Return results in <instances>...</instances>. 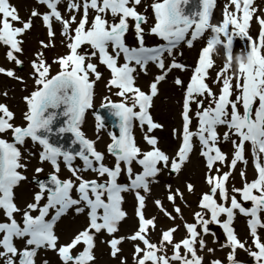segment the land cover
<instances>
[{
    "label": "snow or ice",
    "instance_id": "snow-or-ice-1",
    "mask_svg": "<svg viewBox=\"0 0 264 264\" xmlns=\"http://www.w3.org/2000/svg\"><path fill=\"white\" fill-rule=\"evenodd\" d=\"M37 2L46 5L48 9L42 14V21L48 29L50 41L55 37L53 22H58L61 25L60 35L68 41V52L53 61L58 64L59 71L51 75L44 50L54 44L40 42L41 50L31 62L36 89L24 97L27 109L23 113L24 124L14 125L11 122L14 113L7 105L0 103V134L8 131L12 134V142L0 138V210H3L5 217L0 221V248L3 249L0 251V258H4V264H35L37 252L42 248L57 251L62 264H92L95 260L92 251L93 232L106 230L112 235L118 231L119 222L127 215L122 209V194L126 192H134L138 202L135 210L138 230L129 239L141 241L146 249L138 245L135 247V264H202L203 257L197 255V245L200 250L205 248L204 236L209 234L208 226L211 223L219 224L226 236V242L221 248L231 249L227 256L228 264H240L235 259L237 248L247 251L254 264H264V242L258 234V228H264V18L259 19L261 31L257 43L249 34V22L255 11L254 8L250 10L253 0H243L242 7L239 0H231L237 11H242V18L228 12L226 6L219 25L210 23L214 0H202L198 19L183 14V5L188 0H158L150 5L155 22L149 32L164 43L155 46L145 44V30L142 25L147 23L148 17L137 11L142 0H67L65 15L58 8L64 0ZM90 10L93 13L91 18ZM40 15L37 10H33V17ZM77 15H80L78 20ZM129 18L135 22L133 27L138 42L135 47H130L125 42L130 28ZM13 22H19L22 26L14 27ZM31 27V18L21 21L9 0H0V44L7 46V59L18 66L22 65V61L14 53H22L23 42L17 37ZM205 30H210L211 35L199 53L198 63L194 66L190 82L185 88L182 125L180 129H173L174 135L181 142L175 154L169 156L158 146V138L152 135L155 129L162 128V125L154 122L151 115L152 101L158 94V84L168 73L173 69L183 71L186 68L184 64L176 61L174 50L182 42L191 48ZM234 36L248 37L255 68L247 71L241 65L242 75L235 78L233 86V78L227 77V66H223L215 81L222 84L217 95L205 82L213 67L212 57L209 55L211 46L216 39L226 37L231 44ZM85 45L88 46L87 51L82 50ZM121 57L123 63L119 62ZM94 58L110 70L106 88L109 91L112 88L117 89L114 94L120 98L119 102H113L109 96H105V102L101 104V107L110 106V110L118 118L119 134L109 131L111 142L107 146V153L115 160L113 166L103 162L104 154L96 150L95 142L86 138L81 130L86 111L93 109L94 85L102 78L98 65L93 62ZM167 58H172L170 64H166ZM149 63L155 64L162 74L155 77L150 84V92L146 94L136 85V74L137 69L147 74ZM0 73L23 82L13 70L0 67ZM174 83L184 87L179 77L175 78ZM205 99L209 101L207 106ZM193 103L196 105L195 130L190 127ZM59 116L66 119L62 126L54 129L53 125ZM94 118L99 133L105 125L101 116L95 114ZM134 122H138L141 128H146L143 138L150 150L144 151L136 143L132 131ZM221 126L227 129L222 137L218 132ZM54 132L72 133V144L79 143V149L73 151L51 143L50 137ZM29 138L34 144L41 146L40 163L50 162L54 172L47 180L33 178L39 191L34 194L33 202L22 210L14 202L13 189L26 179L19 171L26 168V164L22 163L20 147ZM221 140L230 141L233 146L230 163L228 155L218 146ZM194 141L199 143L200 155L205 160V180L209 191L201 194L198 205L200 210L193 214L194 222H184L185 238L174 242L173 234L179 226L162 231L159 251L163 254H158L157 244L150 242L148 238L147 230L149 226L154 229L155 217H145L146 195L150 193V184L158 183L156 177L162 171L167 169L179 174L182 166L189 160ZM246 144L250 145L257 176L249 182L246 180V171L241 170L243 187L233 186L230 195L227 181L232 171L238 162L245 166L248 164L245 157ZM61 158L72 173V177L63 180L57 175L60 170L58 161ZM77 158L83 162L82 167H73ZM134 163L141 171H134ZM217 164L228 167L229 171H222V167H217ZM42 171L39 167L35 169L37 174ZM87 171L95 173V178L85 179L83 173ZM121 174L126 175V183L118 182ZM186 187L189 192L194 191L191 183H187ZM73 189L77 194L76 198L72 195ZM166 189L169 191L168 201L173 203V210L182 219L181 209L175 206V200L177 197L183 200V193L178 188L173 192L171 185H166ZM42 201L46 202L41 203ZM243 202H251V206L245 207ZM154 203L170 219L176 218L164 208L160 199H156ZM72 208L76 214L87 209L88 225L69 243L58 246L59 237L55 234V225ZM237 210L249 218L247 225L255 250L251 246L246 247V243L241 242L235 234L232 224ZM15 214H20L19 222ZM222 215L226 217L223 221L219 219ZM211 234L214 237L213 243H216L215 233ZM124 239L112 238L108 242L114 258L120 251L118 245ZM15 240H23V247L18 248ZM165 242L172 245L171 256L164 251ZM80 244L83 245L82 251L73 254V250ZM122 264L125 262L122 261ZM211 264H221V261L215 260Z\"/></svg>",
    "mask_w": 264,
    "mask_h": 264
},
{
    "label": "rangeland",
    "instance_id": "rangeland-1",
    "mask_svg": "<svg viewBox=\"0 0 264 264\" xmlns=\"http://www.w3.org/2000/svg\"><path fill=\"white\" fill-rule=\"evenodd\" d=\"M158 0H142V3L137 7V11L148 17L147 23L143 24L142 27L145 30V44L147 46H155L160 43H164L159 37L150 34V27L154 25V12L150 5ZM241 7L243 6V0H239ZM9 4L17 10V13L21 21H27L29 18L32 20V27L30 30L26 31L22 36H18L17 39L22 40V53L14 55L22 61L24 64L23 69H19L18 65L14 61H10L6 57V52L8 51L7 46L0 44V67L6 70H13L17 77L22 78L23 82L18 81L15 78L8 77L5 73H0V103H3L9 107V109L14 113V119L11 121L14 125L24 124L23 113L27 110L24 97L30 95L32 91L36 89L34 78L32 77L33 69L31 67V62L35 59V54L41 50V41L51 42L54 44L53 47H49L44 50V56L46 58L47 65H50V74L55 75L59 71V66L53 61L59 57L65 55L63 52L65 50L67 40L60 35L61 25L58 22H53V30L55 32L54 40L50 41L48 36V29L43 24L42 14L48 11L46 5L39 4L37 0H9ZM227 6V11L235 14L238 18H242V11H237L235 5L231 3V0H214L213 11L210 17V23L219 25L222 23L225 8ZM62 15L66 14L67 11V0H64L58 6ZM147 11L145 12V9ZM254 8L253 16L249 22V34L253 37L254 41L259 43V32L261 31V26L259 24V19L264 18V0H253L252 5H250V10ZM37 10L41 15L32 16L33 10ZM90 10V18L92 16ZM82 15V9H81ZM80 15H77V20ZM134 21L129 18L130 28L126 33L125 42L130 47L138 46L137 38L134 32ZM14 27L22 26L19 22H13ZM74 27V26H73ZM231 30V28H230ZM211 35L210 30H205L202 37L198 38L194 45L189 48L185 43H181L177 49L174 50V56L178 63L184 64L186 66L185 70L173 69L166 78L158 84V94L153 98L152 107L150 109L151 115L154 122L162 125V128L155 129L152 133L158 138V146L161 150L165 151L166 154L172 156L175 154L177 147L179 145L180 138L174 135L173 129H180L182 125V103L185 88L188 82H190V77L193 72L195 64L198 62V56L202 48L206 46V41ZM240 48L250 49V41L247 36H234L233 37V50H238ZM83 51L88 50V46H83ZM223 49H221V53ZM63 53V54H62ZM182 53V54H181ZM62 54V55H61ZM123 61L122 57L121 60ZM119 61V62H120ZM94 63L98 65V71L102 74V78L99 79L94 85V97H93V109H89L85 113L84 121L81 125V130L90 140L95 142L94 147L96 150L104 154V163L108 166L114 165V157L107 153V146L111 142L109 136V131H112L110 126H105L104 129L97 133L96 121H95V108L102 103H104V97L109 96L113 102H119L120 98L114 93L117 89L112 88L111 91L106 88V82L110 79V70L106 66L99 63L98 59L93 60ZM172 58L166 59V64H170ZM223 68V63L220 59H215L213 67L209 70V75L206 76L205 82L210 86L214 94H219L222 84L216 83L217 73ZM162 74V71L156 67L155 64L149 63L147 66V74L140 72L137 69L136 74V85L145 91V93L150 92V84L154 81L157 75ZM179 77L184 84V87L177 86L174 83L175 78ZM94 79V77H91ZM233 86H235V78H233ZM7 93L5 96L4 93ZM208 99H205V106L208 104ZM258 103V102H257ZM195 108L196 105L193 103L191 105L192 109V123L191 129L195 130L197 126V120L195 118ZM242 111V109H241ZM227 129L223 126L218 128V132L222 134ZM133 135L138 146L144 150H150L149 145L144 140V133L146 128H141L138 122H134ZM99 137V138H98ZM0 138L12 142L11 131L6 134H0ZM194 146L199 147L194 148L190 153L189 160L182 166L179 174L169 172L167 169L162 171L156 179L158 183L150 184V193L146 195V208L144 209V214L146 218L155 217V227L152 226L148 228V238L150 242L157 244L158 254H163L159 251L162 231L173 228L174 226H179L173 234L174 242H179L186 236V229L184 227V222L192 223L194 222L193 214L199 211V199L202 193L209 191V186L205 180V174L207 172L205 166V160L200 155H196L197 152L200 154V146L198 142L194 141ZM222 152L228 155V162L233 154V146L231 142H221L218 145ZM22 153V163L26 164L25 169H20L22 175L26 177L25 180L21 181L18 186L13 189L14 192V202L20 209H25L26 205L33 202V197L36 192L39 191L38 186L32 181L33 177H41L54 172V169L50 162L40 163L39 152L42 150L41 146L37 143H33L30 139H27L24 146L20 147ZM31 153V154H30ZM245 157L248 160V164L245 166L243 163L238 162L235 169L227 181V188L229 194L231 195V189L233 186L236 188L243 187V181L241 178V170L246 171V180L252 181L256 178L257 173L255 171L253 160L250 151V145L246 144ZM60 170L57 175L63 180L72 177V173L69 171L68 167L61 158L59 161ZM83 162L77 158L73 162V167H82ZM42 168L43 171L39 174L35 172L36 168ZM217 167H222L217 164ZM134 171H141L140 167L133 164ZM222 171H229L226 166L222 167ZM85 179L95 178V173L87 171L83 173ZM120 183H126L127 177L125 174H121L118 179ZM187 183L194 185V191L189 192L187 190ZM166 185H171L173 192L175 189H179L183 193L184 199L181 200L179 197L175 200V206H179L182 212L181 217L173 210V203L169 202L167 196L169 191L166 189ZM141 194H144L141 192ZM72 195L76 198V192L73 189ZM123 203L122 209L127 213L126 218H124L118 224V231L112 235H109L106 230H102L99 233H94V248L92 249L95 256L94 262L92 264H135L134 255L135 247L138 245L142 249H145L143 243L139 240L132 241L129 239L131 235L138 230V219L136 216V208L138 202L135 197L134 192L123 193ZM160 199L163 206L173 217L174 220L166 216L162 211H160L154 201ZM217 199L218 196H217ZM237 199L240 200L239 195ZM46 201H42L44 203ZM245 207H250L251 202H243ZM36 215L38 213H32ZM18 222L21 220L20 214H15ZM207 218V217H206ZM264 218V214H262ZM5 219L3 210H0V221ZM221 221L226 219L224 215L219 218ZM249 218L240 214L237 210L232 227L234 228L235 234L241 242L246 243V247L252 245V240L250 237L249 227L247 225V220ZM87 209L85 212L76 214L74 208L69 209L66 214L62 215L57 221L54 231L59 237L58 246L67 244L71 239L81 230H83L88 225ZM209 234L204 236L205 248L200 250L199 245H197V255L203 257L202 264H211L212 261L219 260L221 264H228L227 256L231 249L229 247L221 248V245L226 242V236L222 228L217 223H211L209 226ZM215 233L216 243H213V235ZM258 234L260 235L262 242H264V228H258ZM124 237L125 239L118 245L120 251L114 258L111 255L110 244L108 243L112 238ZM15 245L18 248H22L24 241L15 240ZM83 245H78L74 250L73 254L82 251ZM208 249H213L214 251L209 252ZM146 250V249H145ZM0 251H3L0 248ZM164 251L168 256L172 255V245L165 242ZM183 252V248L181 249ZM235 259L240 262V264H254L253 258H251L247 251L243 249H236ZM62 264V260L59 257L57 251L51 249H40L35 257V264ZM0 264H4V258H0ZM179 264V262H176Z\"/></svg>",
    "mask_w": 264,
    "mask_h": 264
},
{
    "label": "clouds",
    "instance_id": "clouds-1",
    "mask_svg": "<svg viewBox=\"0 0 264 264\" xmlns=\"http://www.w3.org/2000/svg\"><path fill=\"white\" fill-rule=\"evenodd\" d=\"M229 38L216 39L212 46L209 55L212 57V63L215 59H220L223 66H227L226 75L229 78H238L242 75L241 65L245 70L252 71L255 68L254 58L251 50L247 48H240L233 50V43H228ZM221 49L223 52L221 53Z\"/></svg>",
    "mask_w": 264,
    "mask_h": 264
},
{
    "label": "water",
    "instance_id": "water-1",
    "mask_svg": "<svg viewBox=\"0 0 264 264\" xmlns=\"http://www.w3.org/2000/svg\"><path fill=\"white\" fill-rule=\"evenodd\" d=\"M202 10V0H188L187 4L183 5V13L186 11H192L196 14V18L194 19H198V13L199 11ZM23 66L21 65L20 68H22ZM97 112L99 114V116H101L102 118V122L104 124H111L113 126V129L117 132V135L119 134V129L117 127L118 125V118L114 116V114L112 113V111L110 110V106H104V107H100L97 109ZM66 119V117L63 116H59L54 125L53 128H59L60 126L63 125L64 120ZM73 134L70 132L67 133H62V134H58V133H53L50 137V142L53 143L54 145H62L64 148L66 149H71L73 151L78 150L80 145L79 143L73 145L72 144V140H73ZM48 176H44L41 178H37L38 180H47ZM34 181V179H33Z\"/></svg>",
    "mask_w": 264,
    "mask_h": 264
},
{
    "label": "bare ground",
    "instance_id": "bare-ground-1",
    "mask_svg": "<svg viewBox=\"0 0 264 264\" xmlns=\"http://www.w3.org/2000/svg\"><path fill=\"white\" fill-rule=\"evenodd\" d=\"M63 52H64L65 54L68 52L67 47H65V50H64ZM62 54H63V53H62ZM62 54H61V55H62ZM120 63H123V61H120ZM154 77H156V76H154ZM194 148H197V149H198L199 147H197V146L195 147V146H194ZM196 155L199 157V156H200L199 152H197Z\"/></svg>",
    "mask_w": 264,
    "mask_h": 264
}]
</instances>
